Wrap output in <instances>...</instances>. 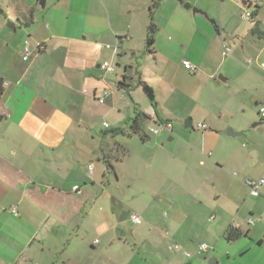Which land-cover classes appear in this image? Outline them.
Here are the masks:
<instances>
[{
	"label": "crops",
	"instance_id": "obj_1",
	"mask_svg": "<svg viewBox=\"0 0 264 264\" xmlns=\"http://www.w3.org/2000/svg\"><path fill=\"white\" fill-rule=\"evenodd\" d=\"M152 2L47 0L38 13L36 0H12L10 12H1L8 17L0 14V264H58L55 255L66 249L47 246L54 228L97 224L99 202L108 207L102 233L117 227L120 240L130 239L138 254L157 257L146 264H165L133 231L119 229L124 219L133 224L126 202L116 209L123 189L119 165L132 145L149 149L156 163L149 180L161 186L145 205L159 217L150 228L157 245L173 255L170 264H264V187L253 197L244 183L264 178V39L251 22L245 31L238 21L254 12L248 7H258L264 27V0H230L236 15L222 2L220 13L211 15L215 24L177 0H163L154 16L153 52H147ZM224 15L234 22L225 23ZM144 51L155 63L142 65L139 81L153 87L157 106L142 86L130 95L119 87L135 79L131 54ZM184 60L197 71L186 70ZM138 110L151 117V128L164 123L172 130L154 139L148 133L143 141L131 130ZM228 128L246 137L228 136ZM116 129L124 132L112 134ZM234 226L241 236L228 241Z\"/></svg>",
	"mask_w": 264,
	"mask_h": 264
},
{
	"label": "rangeland",
	"instance_id": "obj_2",
	"mask_svg": "<svg viewBox=\"0 0 264 264\" xmlns=\"http://www.w3.org/2000/svg\"><path fill=\"white\" fill-rule=\"evenodd\" d=\"M0 1H2L4 4V8L0 6V14L3 18H7V14L11 10L7 8H10V2L12 0ZM186 1L189 2L188 0ZM199 1L202 3V5L207 4L209 6L212 12L209 13L208 11H206V13L208 14V18H206L208 19V21H210V23L213 24L217 23L218 21L216 18L211 17V15L213 16L214 14V16H217V14L220 13L222 2H225L226 9L232 8L231 10H233L235 15L239 14V9L233 7V4H231L230 0ZM249 9L256 8L249 7ZM1 11L7 12V14L5 13L3 15ZM243 14L241 15L244 19L240 15H238V21L244 23L245 31H249L250 21L245 20V16ZM224 17L226 20L225 23L234 22L231 21V19H228L227 15H224ZM15 21H17V19H15ZM248 39L249 41L252 40L251 34L248 35ZM147 48L148 43L146 42V51ZM146 51H144L145 54H131L129 58L131 64L129 69H131L135 75V79H133L134 81L129 82L132 89L134 87L138 88L141 86L142 89H144L145 86H149L153 89V87H151L150 85H146L144 82L139 81V72L143 70L142 65L144 66L148 63L152 65L151 63L154 62L153 57H151V59L146 58V54H148V51ZM135 72L138 74H135ZM150 123L151 121L149 120L147 122L146 129L154 139L156 136L151 133V126H153V123L152 125H150ZM166 142L169 144L168 140H166ZM139 162H141V165H139ZM119 166L122 169L120 186L123 189H119L120 192H117V194L121 197V201L117 202L118 206H116V209L122 211L121 205L127 203V207H129L133 212L140 215V217L142 218V224L139 225H133L127 219H124L123 221H120L121 225L119 229L125 230L126 232H128V234L129 232L133 231L141 238V240L144 241L145 250H152L153 252H156V254L162 258L165 264H170L173 259V255L169 252L165 245H157L154 240L155 234L150 228L152 225L157 224L156 222H158L157 220H159V217L154 215L152 211L147 210V206L145 205L146 199H150L154 196L156 187L159 188L161 186V184L154 183L153 179V182L149 180L153 175H151L150 172H153L154 168L156 167V163L153 156L151 155V151L149 149H138L137 147H135V145H132L131 156L129 157L128 161L120 164ZM142 172L144 173L143 175ZM107 209L108 207L105 206L103 202L98 203L96 211L99 221L97 222V224L88 220L81 222L80 225L74 230H70L68 228L66 229V227H63L62 229L54 228V234H60L58 235V237L53 234L47 246H50L53 249L54 247L56 248L57 246H59L61 249L60 252H63V248L66 249V251H64L60 255H55L54 261H57L58 264H146L147 259L150 258V256H147L148 258L146 259L144 255L138 254V252L134 250V243L130 239H127V242L125 243L121 241L117 227L111 229V231L107 234L102 233V230L98 228V226H101L102 224L101 220H103L102 215H104V210L106 211ZM139 210L141 211V213L139 212ZM106 224L110 226L111 222H107ZM61 233L64 234L62 235ZM96 240H98V243L93 244ZM156 258L157 257L153 258L151 256L149 261L156 260Z\"/></svg>",
	"mask_w": 264,
	"mask_h": 264
},
{
	"label": "trees",
	"instance_id": "obj_3",
	"mask_svg": "<svg viewBox=\"0 0 264 264\" xmlns=\"http://www.w3.org/2000/svg\"><path fill=\"white\" fill-rule=\"evenodd\" d=\"M163 0H153L152 5H151V20L150 24L148 26V32H147V43H148V52H153V44L155 42V35L158 31V26L154 21V16L155 14L159 11L161 4ZM251 4V3H250ZM249 8V7H248ZM259 16V8L257 7L253 13H251V16L247 18L252 24H253V33L256 37L259 39H264V27L261 23V21L258 18ZM143 84V83H141ZM119 87L120 89L124 90L128 95H130L131 91V86L129 84H125L124 82H119ZM5 90V81L4 79L0 76V99L4 93ZM155 112L158 118H161L160 111L157 107H155ZM151 119V117L141 111H137L133 120H132V126L131 130L134 134L138 135L141 137L143 141L147 140L149 138L146 126L147 122ZM1 120V118H0ZM124 131L122 129H116L111 131L112 134L114 135H119L122 134ZM121 148V147H120ZM120 154L123 156L126 155L127 150L122 148L120 149ZM108 167L111 169L112 165L110 163H107ZM241 236V233L239 230H237L234 227H231L228 231L227 234V240L228 241H235Z\"/></svg>",
	"mask_w": 264,
	"mask_h": 264
},
{
	"label": "built area",
	"instance_id": "obj_4",
	"mask_svg": "<svg viewBox=\"0 0 264 264\" xmlns=\"http://www.w3.org/2000/svg\"><path fill=\"white\" fill-rule=\"evenodd\" d=\"M245 18L247 19V18H249L250 16H251V13L250 12H247L245 15ZM224 50H225V53L226 54H228V53H230V51H231V48L229 47V46H224ZM24 59H28V57H25ZM248 63L250 64V63H252V59H249L248 60ZM182 64H183V66H184V68L186 69V70H188V71H190V72H193V73H195L196 71H197V68L195 67V65H193L190 61H188V60H184L183 62H182ZM104 67L105 68H108V69H110V70H112V71H115L116 69H115V67H113V66H111L108 62H106V63H104ZM101 102H103V99H101ZM260 116H261V118L264 120V106H262L261 108H260ZM200 128H203V129H205L206 128V125H200ZM172 130V125L171 124H164V123H162V124H159V126L158 127H154V128H151V133H153V134H158L160 131H162V130ZM93 167H94V164L93 163H91L90 165H89V170H90V172H92V170H93ZM236 176H237V174H235ZM244 183H245V185L248 187V189H249V191H250V195L251 196H253V197H258V196H260L261 195V190H262V188L264 187V178H260V179H252V178H245L244 179ZM75 190H79V187L78 186H76L75 187ZM12 212L15 214V215H18V213H17V210L16 209H13L12 210ZM129 220L133 223V224H137V225H139V224H141L142 223V218L140 217V215H138L137 213H130V215H129ZM251 225H254V221L253 220H251L250 222H249ZM234 228H235V226H234ZM98 242V241H97ZM173 249L174 250H179L180 249V245L179 244H175L174 246H173ZM200 251H201V253H204V254H208V246L206 245V244H202L201 245V247H200ZM185 255L188 257V258H191L193 255H192V253L191 252H189V251H186L185 252ZM207 257V256H206Z\"/></svg>",
	"mask_w": 264,
	"mask_h": 264
},
{
	"label": "water",
	"instance_id": "obj_5",
	"mask_svg": "<svg viewBox=\"0 0 264 264\" xmlns=\"http://www.w3.org/2000/svg\"><path fill=\"white\" fill-rule=\"evenodd\" d=\"M178 2L184 7V9L192 10L194 14H202L208 18V14L206 12H204L203 10L194 6L192 3L187 2L186 0H178ZM46 4H47V0H36L35 11L39 13V12L45 10ZM244 4L247 5L248 3L246 1H244ZM1 12H3V11H1ZM7 26L12 30L16 29V24L13 21H9ZM220 79H223V77L220 76ZM144 90L147 93L150 101L153 102V104L155 106H157V103L155 102L154 90L152 88H150L149 86H145ZM190 120L191 119L186 120V126H191ZM253 126L255 127L256 125H253ZM227 134H228V136H231V137H246V134L244 131L236 132L233 128H228ZM256 154L257 153L255 151V155ZM251 155H254V152L251 153ZM212 260L213 259H211L208 264H212Z\"/></svg>",
	"mask_w": 264,
	"mask_h": 264
},
{
	"label": "flooded vegetation",
	"instance_id": "obj_6",
	"mask_svg": "<svg viewBox=\"0 0 264 264\" xmlns=\"http://www.w3.org/2000/svg\"><path fill=\"white\" fill-rule=\"evenodd\" d=\"M256 8V7H255Z\"/></svg>",
	"mask_w": 264,
	"mask_h": 264
}]
</instances>
